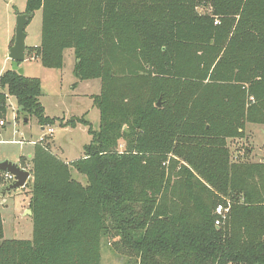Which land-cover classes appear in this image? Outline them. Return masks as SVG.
Masks as SVG:
<instances>
[{
  "label": "trees",
  "instance_id": "16d2710c",
  "mask_svg": "<svg viewBox=\"0 0 264 264\" xmlns=\"http://www.w3.org/2000/svg\"><path fill=\"white\" fill-rule=\"evenodd\" d=\"M38 11L27 57L62 69L73 50L77 78L100 80V124L77 161L51 137L20 157L33 239H5L0 215V264H101L104 239L128 264H264V161L228 147L264 125V0H27ZM42 95L38 78L5 71L0 122L12 96L17 121L54 126Z\"/></svg>",
  "mask_w": 264,
  "mask_h": 264
},
{
  "label": "rangeland",
  "instance_id": "374dc122",
  "mask_svg": "<svg viewBox=\"0 0 264 264\" xmlns=\"http://www.w3.org/2000/svg\"><path fill=\"white\" fill-rule=\"evenodd\" d=\"M26 6L27 0H0V72L2 69L4 71L11 69V61L8 58L9 51L14 45L18 17L26 14ZM26 34L28 35L26 42L28 47L41 45V11L36 12L26 28ZM75 65L76 58L73 50L65 51L62 69L44 67L35 55L27 57L21 66L24 69V76L38 78L41 81L43 95L40 101L45 108V114L57 119L56 124L48 126L43 131L34 117L28 118L22 115L17 121V101L10 96L5 122L12 124V126H0V140L8 142L0 145V152H6L10 155L24 152L23 157L30 160L34 155L36 145L46 143L42 139L47 137V130L52 128L54 134L49 141L57 157L66 163H72L83 157L85 146L92 142L89 130H98L100 124V113L94 107L92 97L93 94L100 92L101 83L100 80H88L90 83H79L80 80L74 73ZM159 102L162 107V99ZM77 120L87 121L89 126L81 122L77 123L76 126L65 125L70 121L75 122ZM11 141H17V143L12 145ZM228 147L234 161L241 159L250 162L264 161V125L247 124L244 138L229 141ZM246 150L249 153L246 154ZM73 175L77 181L87 184L85 176L75 170H73ZM12 181L9 177L8 183L2 188L11 184ZM30 203L29 187L9 193L5 197L0 193V215L3 219L5 239H33L34 224ZM28 210L32 212L31 216L27 215ZM101 264H128V259L115 250L112 241L104 239L101 247Z\"/></svg>",
  "mask_w": 264,
  "mask_h": 264
},
{
  "label": "water",
  "instance_id": "95a60500",
  "mask_svg": "<svg viewBox=\"0 0 264 264\" xmlns=\"http://www.w3.org/2000/svg\"><path fill=\"white\" fill-rule=\"evenodd\" d=\"M34 18L33 14H22L18 17L16 35L14 39V45L9 51V60L11 61V69L17 72L19 75L24 76V69L21 68V64L27 59V34L26 28L30 21ZM157 107H161L160 102ZM11 124H8L10 126ZM0 172L6 173L13 178V181L8 186L1 190V195L5 197L7 194L14 191H20L24 189L31 178V172L23 169L19 163L13 162L9 159L0 161ZM27 215H32L30 210L27 211Z\"/></svg>",
  "mask_w": 264,
  "mask_h": 264
},
{
  "label": "crops",
  "instance_id": "0c3cea01",
  "mask_svg": "<svg viewBox=\"0 0 264 264\" xmlns=\"http://www.w3.org/2000/svg\"><path fill=\"white\" fill-rule=\"evenodd\" d=\"M36 14V13H35ZM35 16V15H34ZM27 38H28V35H27ZM13 41V40H12ZM10 45H11V42H10ZM10 47V46H9ZM20 66H22V64L20 65ZM5 71H4V69H2L1 70V72H0V76L4 73ZM97 82V81H96ZM79 83H90V82H88V81H80ZM100 84V83H99ZM100 87H101V84H100ZM98 88H99V85H98ZM100 93V92H99ZM98 93V94H99ZM98 94H93L94 96H96V95H98ZM93 100V99H92ZM6 126L7 127H10V126H12V124L10 125V126H8V124H6ZM44 129L45 128H42V130L44 131ZM5 143H8V142H5V141H3V140H0V145H2V144H5ZM12 145H14L15 143H17V141H11L10 142ZM23 155H24V152H20V153H16V154H13V155H10L9 153H6V152H0V161H4V160H6V159H9V160H11V161H13V162H17V163H19V160H20V157H23ZM29 157H31V156H29Z\"/></svg>",
  "mask_w": 264,
  "mask_h": 264
},
{
  "label": "built area",
  "instance_id": "2783aa9c",
  "mask_svg": "<svg viewBox=\"0 0 264 264\" xmlns=\"http://www.w3.org/2000/svg\"><path fill=\"white\" fill-rule=\"evenodd\" d=\"M215 24L217 25V24H218V21H216ZM5 125H6V122H5V121L0 122V126L4 127ZM45 129H46V128H45ZM45 129H44V130H45ZM47 132H48L47 137H49V138L52 137L53 134H54V130H53L52 128L48 129ZM47 137H44V139H42V141H45ZM8 177H10V179L13 180V178H12L11 176L8 175ZM216 212H217V214L220 215L221 217H224L225 214L228 212V210L224 209L223 206H219V207H217ZM224 218H225V217H224ZM221 223H222L221 220L218 219V220L216 221V226H217V227H220V226H221Z\"/></svg>",
  "mask_w": 264,
  "mask_h": 264
}]
</instances>
